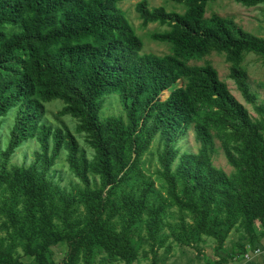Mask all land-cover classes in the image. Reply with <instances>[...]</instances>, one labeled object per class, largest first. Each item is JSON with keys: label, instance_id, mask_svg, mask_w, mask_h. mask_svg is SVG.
Instances as JSON below:
<instances>
[{"label": "trees", "instance_id": "16d2710c", "mask_svg": "<svg viewBox=\"0 0 264 264\" xmlns=\"http://www.w3.org/2000/svg\"><path fill=\"white\" fill-rule=\"evenodd\" d=\"M121 1L0 0V126L14 112L0 148V264H132L133 235L141 230L151 249L169 237L185 245L213 238L219 255L205 264H228L264 248V101L255 103L240 65L249 53L264 60V37L232 18L205 17L209 0H171L182 12L142 0L134 6L142 26L167 25L150 38L170 48L164 55L143 53ZM211 50L230 62L229 76L257 118L211 64H190ZM112 93L120 112L102 116L104 96ZM52 100L63 103L58 115L77 118L90 156L66 125L44 120L42 104ZM190 128L196 152H180L177 141ZM156 137L151 172L146 156ZM31 139L38 143L33 162L9 164ZM216 139L231 173L212 162ZM63 149L78 189L49 174ZM234 229L243 237L225 251ZM57 244L65 247L59 259Z\"/></svg>", "mask_w": 264, "mask_h": 264}, {"label": "rangeland", "instance_id": "374dc122", "mask_svg": "<svg viewBox=\"0 0 264 264\" xmlns=\"http://www.w3.org/2000/svg\"><path fill=\"white\" fill-rule=\"evenodd\" d=\"M142 0H123L119 3V6L124 10L125 15L129 22L134 27V31L142 41V52L143 53H154L157 55H164L170 52L169 44L166 42H158L150 38V33L163 31L167 29V25H161L158 23H150L147 26H142L141 20L136 12L134 6L135 3ZM150 8L163 6L167 11L182 12L184 6L182 4L175 3L171 0H144ZM212 14H217L223 17L232 18L238 25L243 27L245 31L252 33L256 36L264 37V4L247 7L236 0H209L205 7V17H209ZM190 64L204 65L205 63L211 64L218 72L219 78L227 84V88L234 95V97L242 103L247 110L251 118L255 119L258 117L254 111L253 104L244 100L241 95L236 82L229 76L230 73V62L225 59V56L221 52L211 50L205 56L200 59L189 61ZM246 74V81L249 85L250 92L254 93L257 97L255 103L264 101V60L254 54H246L241 63ZM181 81H179V84ZM168 92L163 91L160 95L161 99L167 96ZM63 103L60 100H52L50 102H44L43 107V118L52 126L62 127L66 125L70 131L75 135L80 147L84 149L87 156H90L92 151L86 145L84 141V134L77 132V118L70 115H58L59 109ZM121 109V104L117 94H108L104 96L103 105L101 109V115H118ZM14 120V112L10 111L7 116L2 119L0 126V148L3 149L6 146L10 129ZM195 135L193 130L190 128L181 138L177 141V146L180 152L187 150V152H196L198 144L194 141ZM157 137L151 143L150 150L152 156H146L149 162L146 163V167L152 172L154 167L157 165ZM220 139H216L215 148L216 151L212 155V162L214 166L221 168L226 173H231L233 168L228 164L221 147ZM38 149V143L34 140H28L21 143L10 156L9 164H24L28 166L34 160V151ZM66 151L60 150L54 165L51 168L49 174L53 176V179L66 189H78L81 184L77 178L69 171L67 162L65 159ZM54 172V173H53ZM158 182L155 183L157 186ZM172 222L173 220L169 218ZM186 221L191 223V217H187ZM258 230L260 229L259 222H256ZM167 232L168 229L166 228ZM242 230L234 229L228 235L224 248L225 251H229L239 242L243 237ZM134 240L137 244V259L132 264H151L154 260L155 264H205L206 260L214 261L219 255L215 251L217 245L216 241L207 236H201L200 241L191 242L189 245H185L178 241L173 240L171 237L168 238L166 244L163 247H153L151 249V241L146 239L145 232H136L133 235ZM140 237V238H138ZM19 249V248H18ZM56 258H61L64 253L65 247L62 244H57L53 247ZM20 250H17V252ZM101 254L99 257H101ZM97 259V258H96ZM97 259V260H98ZM238 262L239 260H248L234 258ZM20 260L23 262H29L28 257L21 255ZM232 262V261H229ZM101 264H123L121 260L114 261H103Z\"/></svg>", "mask_w": 264, "mask_h": 264}, {"label": "crops", "instance_id": "0c3cea01", "mask_svg": "<svg viewBox=\"0 0 264 264\" xmlns=\"http://www.w3.org/2000/svg\"><path fill=\"white\" fill-rule=\"evenodd\" d=\"M233 260L235 259L233 258L231 260L232 262H228V264H261L264 260V252L261 254H253L252 256L250 255L248 260H239L238 262Z\"/></svg>", "mask_w": 264, "mask_h": 264}, {"label": "built area", "instance_id": "2783aa9c", "mask_svg": "<svg viewBox=\"0 0 264 264\" xmlns=\"http://www.w3.org/2000/svg\"><path fill=\"white\" fill-rule=\"evenodd\" d=\"M261 252H264V248H263V249L258 248V249H256L255 251H253L254 254H259V253H261ZM248 256H249L248 253H245V254L243 255V258H244V259H247Z\"/></svg>", "mask_w": 264, "mask_h": 264}]
</instances>
